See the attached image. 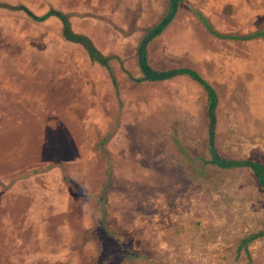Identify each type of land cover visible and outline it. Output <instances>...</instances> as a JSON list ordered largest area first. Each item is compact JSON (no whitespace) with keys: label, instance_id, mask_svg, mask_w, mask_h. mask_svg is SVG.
Wrapping results in <instances>:
<instances>
[{"label":"rangeland","instance_id":"obj_1","mask_svg":"<svg viewBox=\"0 0 264 264\" xmlns=\"http://www.w3.org/2000/svg\"><path fill=\"white\" fill-rule=\"evenodd\" d=\"M107 1L113 8L127 7L129 0ZM180 2L187 7L178 18ZM0 3L22 5L36 16L51 8L75 13L70 20L79 29L73 32L92 34V45L101 56L113 40L117 43L132 37L136 42L138 33L128 36L130 33L113 30L117 12H112L111 23L96 15L93 8L99 7L98 0ZM179 3L168 23L162 24L166 8L144 36L143 40L149 38L146 48L155 41L152 48L157 68L153 71L157 74L196 65L208 68L197 72L219 99L215 107L218 124H224L227 133L225 116H230L236 126L234 136L243 135V124L237 121L247 118L244 111H252L264 99V60L258 70L261 77L256 78L257 60L247 61L250 56L242 52L243 46L232 42L243 34H249L254 43L264 39V0ZM154 30L160 32L154 35ZM138 80L132 81L141 83ZM113 82L83 46L63 37L58 18L35 22L22 11L0 8V264L242 262L245 255L234 256L233 241L244 236L242 217L264 216V194L255 174L248 168L234 170L213 164L212 173L203 181L205 162L211 159L208 148L201 151L188 145L177 129L168 134L163 122L154 127V112L149 116L144 110L128 122L129 113L111 109L119 100L115 102L112 95ZM137 85L138 102L145 103L147 87ZM180 90L161 95V100L172 105L171 110L178 101L188 107L185 94L193 90ZM115 113L123 131L119 134L117 130L120 143L112 146L105 160L99 153V140L112 130ZM207 123L204 120L203 128H195L198 134L205 133ZM220 135L216 155L243 161L237 148L228 149ZM240 139H234L233 146L239 145ZM201 144L207 146L208 142ZM258 150L264 154V147ZM254 155L251 159L258 160ZM195 158L200 162L196 164ZM220 159L216 158L217 164ZM202 164L205 168L199 171ZM213 180L221 181L215 186L214 199ZM182 216L215 226L218 234L213 243L193 250L183 239ZM263 249L261 239L250 253V264H264ZM227 252L231 255L226 256Z\"/></svg>","mask_w":264,"mask_h":264},{"label":"crops","instance_id":"obj_2","mask_svg":"<svg viewBox=\"0 0 264 264\" xmlns=\"http://www.w3.org/2000/svg\"><path fill=\"white\" fill-rule=\"evenodd\" d=\"M100 1L102 3H100ZM98 2H99V7L97 9L93 8L94 10L97 11L96 12L97 16H101V18H106L111 23L110 19H111L112 12L115 11L118 13L117 15L114 16L115 18L113 19L115 23L112 21L115 24V25L112 24L113 30H121V32L123 33H128V34L130 33L128 36H131V33L132 34L138 33L136 35L137 38L135 39L136 42L132 40V37L121 39L117 43H115V40H113L111 42L112 44L107 43L108 46L106 47H108V49L110 50L112 47L116 46L117 44L114 51H109V50L101 51L102 56L104 55V58L109 59L108 67L112 75L109 73V71L106 68L103 67V69H105V71L108 74H110L112 78H114V82L112 85V95H114L115 102L117 99H119L117 100V103L120 102L119 105L115 103V106L117 107L115 108L112 107L111 109L113 111H118V112L124 111L125 113H129V115L126 116V119L128 122L131 120L134 121L136 117L138 116V113L139 112L142 113V111L144 110L147 111V115L149 113V116H151L152 113L154 112L156 113V116L153 119L154 127H158V124H161L163 122V124L165 125V128L170 130L168 134H170L171 132L175 133L176 131L175 129H177L178 133H180L181 139H183L184 142H186L188 145L191 144L197 148H198L197 145L204 143V142H208L209 140V135H208V128H209L208 104L209 102L208 100L209 99H208L207 92L198 82H196L195 80H193L191 77H189L186 74L176 75L172 79L170 78V80L165 79L161 81H140L141 83H134V81H132V80H136V79L138 80L142 78V73H141V70L138 64V54H137L141 40L144 39L146 32L152 26H154V24L160 19L158 17H160V15L163 16V13L165 12L166 8L168 10L169 5H170L169 3L170 0H129L127 7L124 5L123 7L115 6L113 8H111L107 0H103V1L98 0ZM184 6H186V4L183 5V3L181 2L179 3L178 18L179 16L181 18V14L183 13ZM194 9L195 8H193V10ZM67 14L69 15V22H70V27L72 31L77 32L79 29L78 24L70 20L71 16L73 15L75 16V13H67ZM119 15L121 16L120 18H118ZM124 17H128V19H124ZM87 30L90 31V28H88ZM81 32H82L81 35L83 34V36H86L90 40L93 39L92 34H89L88 32H86V30L81 31ZM248 35L249 34H245V35L243 34L241 36L238 35L239 36L238 40H235L237 42H232V43L234 44L236 43L238 45L241 44L243 46L242 52L245 55L250 56L247 58V61L252 60L255 57V59L258 62V66H256L255 75L256 74L258 75L256 78H260L262 71L261 70L258 71V70L261 68L262 60H264V39L258 38L255 43L252 40L253 38L242 39V37H245ZM156 42L158 43V41ZM242 42L244 44H242ZM154 43L155 41L152 44L147 45V48H146L147 63L152 69L157 68L156 65H154L156 64L154 63V53H153V48H152L154 46L153 45ZM196 66L198 68L197 67H193V68L184 67L183 69L192 70L196 72L203 79L202 74L198 73L197 70L200 69L204 72V70H207L208 68L206 69L198 65ZM117 80L122 81L121 83H123V85H125L126 87L121 88V84L119 86ZM137 84L147 87L145 103L138 102L137 96H139L140 93L137 91L138 90ZM177 88L179 91H181L180 89L183 90L185 88L192 89L193 91L190 94H185L187 97L186 105H188V107H185L183 102L178 101L175 103L176 108H173V110H171L170 108L172 107V105L168 103L167 100H161V95H167L169 94L170 90H175ZM121 96L126 97V99L123 100ZM260 101L261 103L257 105V108L253 109L250 112L249 110L244 111L243 116L247 118L241 117V121H237L243 124L242 125V129H243L242 133H244L243 135L234 136L233 131L236 126L230 120V116H225L226 123H227L225 127L227 128L229 127L228 128L229 130H227V133H226L223 130L224 124L219 125L217 122V115H216L217 108H216L215 109V129H214L213 144H214V149L216 150L217 145L219 143V139L221 137L220 134H222L223 139L225 141V146L228 149L231 150V149L237 148L238 152L240 153L239 157L247 161H249L248 159H250V161H255L254 159H251V157H252V154H256L253 157H257L259 159L256 160L255 162L262 165L264 168V154L263 152L258 150L260 147H264V99ZM218 102H219V99L217 103ZM122 104L125 105V107L122 108ZM150 106L152 107L149 108ZM248 113L251 114V117H248ZM195 114H197L198 116ZM252 114L255 115V118L252 117ZM115 115L116 113L113 114V116L111 117L112 130L109 133L104 134L103 137L99 140V148H98L99 153L102 155V157L105 160H107L106 159L108 156L107 153H109L110 150L112 151V146L114 144H116L117 146V143L118 145L120 143L119 140H120L121 135H118L117 137L115 135L117 133V130L120 129L121 132L119 134H122V131H123L122 129L123 123L121 122L118 125L117 124L118 120H116ZM204 120L206 121V123L208 122L207 125L205 126L206 131L205 133L201 132L200 134H198L195 128H203ZM251 120L253 121L254 124L251 122ZM127 121H124V122L128 125ZM188 128H192L195 130L187 131ZM246 129H247V132H246L247 134L244 132L246 131ZM202 136H204L205 138L204 141L202 140ZM238 136L241 137V139L239 140L240 144L237 146H233L234 139H236ZM113 137L115 138H114V141L112 142ZM172 139H170L171 143H172ZM203 145H206V144H203ZM252 147H253V150H252ZM195 160L197 161L195 162L196 164L200 162L199 160H197V158H195L194 161ZM228 160L230 159L228 158ZM107 173L108 172L106 169V174Z\"/></svg>","mask_w":264,"mask_h":264},{"label":"trees","instance_id":"obj_3","mask_svg":"<svg viewBox=\"0 0 264 264\" xmlns=\"http://www.w3.org/2000/svg\"><path fill=\"white\" fill-rule=\"evenodd\" d=\"M170 6L167 10V17L163 21L162 24L168 23L174 14L176 13V3H179V0H170ZM0 8L8 9V10H15V11H22L24 12L31 20L35 22H42L50 17H56L58 18L61 23H62V35L63 37L71 42H75L83 46L90 54L91 58L97 61L102 67L106 68L109 73L111 74V71L108 67V58L102 57L98 51L95 50V48L92 45V42L89 38L83 35H78L75 34L71 27H70V22H69V15L64 14L58 10H55L51 8L46 14L43 16H36L32 12H30L26 7L22 5H18L16 7H13L9 4L6 3H0ZM152 34H158L160 30H154L152 31ZM151 35V34H150ZM252 38L251 36H245L242 39H248ZM149 39V38H148ZM147 39V40H148ZM147 40H143L140 43L139 49H138V64L139 68L142 73V78L139 79L138 81H161L165 79H169L172 76L176 75H181V74H186L189 77H191L193 80L198 82L207 92L208 95V117H209V128H208V135H209V140H208V145L212 149V153L215 154L214 151V144H213V138H214V129H215V107L217 103L216 99V94L214 90L194 71L189 70V69H174V70H169L167 72L163 73H154L153 69L148 65L147 63V57H146V42ZM112 75V74H111ZM104 154V153H102ZM216 157V155H215ZM220 163L217 164L216 159L213 161L214 164H217L219 166L224 165L222 161H218ZM109 165V162H108ZM225 166L227 167H249L252 169V171L260 178V183L264 186V181L262 179V174L264 172V168L262 165L258 164L257 162L253 161H237V162H231L226 164Z\"/></svg>","mask_w":264,"mask_h":264},{"label":"flooded vegetation","instance_id":"obj_4","mask_svg":"<svg viewBox=\"0 0 264 264\" xmlns=\"http://www.w3.org/2000/svg\"><path fill=\"white\" fill-rule=\"evenodd\" d=\"M197 146L201 151L205 147L208 148L209 153L211 155V159L208 162H205L206 163V165H205L206 171H205V174L201 177V179L203 181L204 180L207 181L206 178L208 176L206 174L212 173V171H213L212 165L214 164L213 161L216 158L218 160L220 158L216 155V152H215V154L212 153V149L209 147V145L205 146L203 144H199ZM214 151H215V149H214ZM215 155H216V157H215ZM220 161L225 163L224 165L231 163V162H237V161H231V160H227V159H220ZM243 161H247V160H243ZM214 165H217V164H214ZM205 167L202 164V165L198 166V170L199 171L203 170ZM241 168H248L249 170L252 171V169L249 167H234V169H241ZM255 176H256V181H257V184H258L260 190H262L264 192V186L260 183V178L256 174H255ZM262 179L264 181V172L262 174ZM215 181L213 180V182L210 185V186H212L211 193L213 195V199H214V192H216L215 186H218L219 183L221 182L219 180L216 182ZM215 183L217 185H215ZM222 186L224 187L225 185L222 184ZM261 212L263 213L262 210H261ZM188 221H189L188 217L182 216L180 218L179 223L183 226V232H184L183 234L186 236L183 239L185 240V242L189 243L192 246L193 250H195V251L201 250L202 245L204 243H207V242L213 243L214 237L216 236V234H218V230H217V228H215V226L209 227L206 223L204 224V222L202 220H198L196 218H194V220H191L189 222ZM187 222L189 225H187ZM240 223L244 224V227H243L244 236H242L241 238L234 237L233 241L235 242V249H236L234 256L244 254L245 257L242 259V262L238 261V263H235V264H246V262H247V264H250V262L252 260V256L250 255L251 251L255 248L257 249L258 243L261 239L264 240V234L260 233L261 231H264V229H263V227H264V216L257 217L255 215H251L248 217V219L246 217H242V221ZM201 253H203V252H201ZM230 255H231V252H227L226 256H230ZM262 255L264 256V253ZM218 257H220V256H217V258ZM218 261L223 262L220 258H218ZM215 262L217 263L216 260H215ZM224 264H227V263H224Z\"/></svg>","mask_w":264,"mask_h":264}]
</instances>
